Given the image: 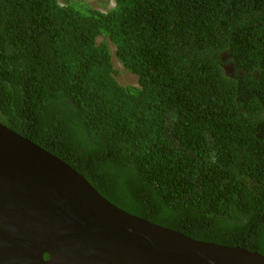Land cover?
<instances>
[{
    "label": "trees",
    "instance_id": "16d2710c",
    "mask_svg": "<svg viewBox=\"0 0 264 264\" xmlns=\"http://www.w3.org/2000/svg\"><path fill=\"white\" fill-rule=\"evenodd\" d=\"M113 1L0 0V124L135 216L264 255V0Z\"/></svg>",
    "mask_w": 264,
    "mask_h": 264
},
{
    "label": "water",
    "instance_id": "95a60500",
    "mask_svg": "<svg viewBox=\"0 0 264 264\" xmlns=\"http://www.w3.org/2000/svg\"><path fill=\"white\" fill-rule=\"evenodd\" d=\"M0 264H264V255L135 216L0 124Z\"/></svg>",
    "mask_w": 264,
    "mask_h": 264
},
{
    "label": "rangeland",
    "instance_id": "374dc122",
    "mask_svg": "<svg viewBox=\"0 0 264 264\" xmlns=\"http://www.w3.org/2000/svg\"><path fill=\"white\" fill-rule=\"evenodd\" d=\"M68 0H60L61 4H66ZM90 4L93 5V7L101 12L107 13L112 8L115 7V2L113 0H86ZM103 41V39H100L99 42ZM113 55L115 53V49L113 46H111ZM114 68L117 71L116 79L122 86H138V77L127 72L122 64L118 61V59L115 57L113 58Z\"/></svg>",
    "mask_w": 264,
    "mask_h": 264
}]
</instances>
